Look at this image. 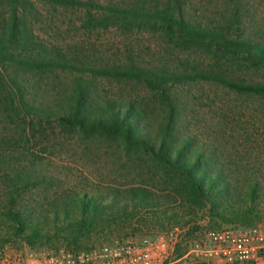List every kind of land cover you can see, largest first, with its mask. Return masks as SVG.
<instances>
[{"label":"trees","instance_id":"1","mask_svg":"<svg viewBox=\"0 0 264 264\" xmlns=\"http://www.w3.org/2000/svg\"><path fill=\"white\" fill-rule=\"evenodd\" d=\"M4 2L7 12L0 17L2 114L32 131L58 125L86 137L113 140L127 155V173L134 179L107 190L77 185L62 189L61 181L45 173L48 167L38 157L27 158L25 153L16 157L14 149H2L1 141L0 250L23 243L36 252L45 247L55 253L60 247L90 252L142 232L165 233L188 224L198 212L206 214L212 231L264 224L262 158L248 151L253 158H244L226 140L230 135L226 124L216 126L213 138L192 132L186 114L189 97L183 101L177 92V88L202 83L229 94L264 99V81L236 79L226 64L242 59L264 70V36L247 24L242 0H227L228 16L209 24L185 18V0ZM37 4L81 11L86 30L161 33L173 45L202 50L215 58L208 64L179 61L175 67L169 62L143 66L132 59L122 65L92 67L81 61L80 54L37 43L30 20ZM58 74L63 83L59 86L51 78ZM97 79L143 84L152 91L154 106L139 98H100ZM220 120L225 121V116ZM155 170L162 173V182L152 174ZM30 192L36 193L35 199L28 197ZM198 229L187 230L174 250L173 264L187 255V240Z\"/></svg>","mask_w":264,"mask_h":264},{"label":"rangeland","instance_id":"2","mask_svg":"<svg viewBox=\"0 0 264 264\" xmlns=\"http://www.w3.org/2000/svg\"><path fill=\"white\" fill-rule=\"evenodd\" d=\"M98 1L105 3L108 0ZM112 1L119 4L133 0ZM242 2L247 9L244 10V13L247 14V24L264 36V30H262V28L264 29V0H242ZM228 7L227 0H185L184 15L192 22L216 23L221 16H228L226 13ZM35 10L36 12L30 20L37 43L43 48L59 46L67 52L80 54L81 61L92 67L122 65L128 59L143 66H155L169 62L175 67L179 61L192 62L196 60L208 64L215 58L212 54L202 50L173 45L161 33L137 30L127 32L120 28L86 30L83 28L85 14L81 11L65 10L47 4H37ZM6 12L5 2L0 0V17L2 13ZM218 56L221 62H226L224 58ZM241 60H237L235 63L234 61L226 62L230 75L236 79L264 81V70L250 67ZM24 78L26 79V77ZM51 78L58 86L63 84L60 74L57 78ZM95 86L96 94L100 98H139L146 100L143 102L149 107L154 106L151 100L152 91L143 84L134 81L118 82L110 79H97ZM177 92L180 93L183 101L189 97V103L186 102V114L192 132L203 133L205 137L213 138L218 129L216 126L219 123L226 124L229 127V136L234 135L233 139L228 136L226 140L236 145L244 158H253L247 154L248 151L254 156H260L264 162V99L229 94L222 88L202 83L177 88ZM39 93L41 94L43 91H39ZM50 93L52 92L50 91ZM242 114L244 117L241 116ZM220 116H225V121L222 122ZM1 141L4 144L2 149H6V147L14 149L13 154L16 157L20 153H25L27 158L38 157L48 167V171L45 173L48 172L58 178L61 181L62 189L77 185L85 190L97 187L107 190L124 185L134 179L127 173L129 166L127 155L123 148L113 140L86 137L78 131L58 125L44 126L32 131L29 126L18 121L16 123L9 122L0 111ZM5 160L6 163H10L7 159ZM152 174L157 181L162 182V173L159 170L153 171ZM1 176L2 174H0ZM28 197L35 199L36 193L30 192ZM1 199H3V194L0 186V201ZM204 220H208L206 214L198 212L191 222L179 226V228H187V230L194 226L199 229L193 237L187 240L189 252L176 264H225L222 261L209 263L205 261L202 254L195 252V243L201 240L207 231L211 230L208 228V223L202 224ZM162 233L164 232H142L127 238H156ZM60 251L73 254L81 253L70 252L64 247L58 248L56 253ZM50 253H55L51 247H45L36 252L30 250L23 243L5 245L0 250V254L8 256L12 260H20L22 264H33L36 256ZM173 261L174 255L167 264H173ZM251 262L264 264V255H258Z\"/></svg>","mask_w":264,"mask_h":264},{"label":"built area","instance_id":"3","mask_svg":"<svg viewBox=\"0 0 264 264\" xmlns=\"http://www.w3.org/2000/svg\"><path fill=\"white\" fill-rule=\"evenodd\" d=\"M208 223L204 220L202 224ZM187 228H173L156 238H127L103 245L88 253L41 254L33 264H167L178 244L184 241ZM195 252L205 261H222L225 264H244L264 255V224L244 228L235 226L207 231L195 243ZM0 264H22L0 254Z\"/></svg>","mask_w":264,"mask_h":264}]
</instances>
